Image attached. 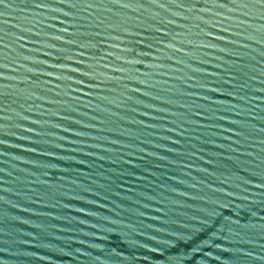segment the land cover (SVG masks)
I'll return each instance as SVG.
<instances>
[{
	"label": "water",
	"instance_id": "water-1",
	"mask_svg": "<svg viewBox=\"0 0 264 264\" xmlns=\"http://www.w3.org/2000/svg\"><path fill=\"white\" fill-rule=\"evenodd\" d=\"M0 264H264V0H0Z\"/></svg>",
	"mask_w": 264,
	"mask_h": 264
}]
</instances>
